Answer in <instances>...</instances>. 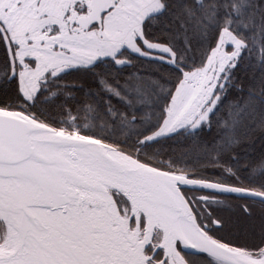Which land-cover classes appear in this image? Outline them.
Returning <instances> with one entry per match:
<instances>
[{
  "label": "trees",
  "instance_id": "obj_1",
  "mask_svg": "<svg viewBox=\"0 0 264 264\" xmlns=\"http://www.w3.org/2000/svg\"><path fill=\"white\" fill-rule=\"evenodd\" d=\"M161 1L163 9L144 19L143 35L146 41L169 45L174 63L124 48L92 65L59 70L41 81L32 99L17 79L8 78L10 64L0 35V107L23 110L58 129L76 126L162 169L264 191V0ZM225 28L245 46L222 100L207 118L209 125L202 126L204 121L150 138L166 118L184 73L206 65ZM144 39L138 42L145 48ZM117 200L128 204L121 194ZM219 216L222 241L261 253L264 214L253 218L243 210L220 209ZM5 234L0 221V244ZM199 257L197 264L216 263L206 254Z\"/></svg>",
  "mask_w": 264,
  "mask_h": 264
},
{
  "label": "water",
  "instance_id": "obj_2",
  "mask_svg": "<svg viewBox=\"0 0 264 264\" xmlns=\"http://www.w3.org/2000/svg\"><path fill=\"white\" fill-rule=\"evenodd\" d=\"M111 1L91 0L90 13L78 18L77 27L100 22ZM0 32L13 78L15 56L2 24ZM211 113L212 108L194 127ZM182 187L264 201V192L162 169L100 138L0 107V221L19 240L11 250L1 251L0 244V264H118V258L122 264H148L154 254L146 249L156 236V251L162 249V262L169 264H190L182 252L222 264H263L264 249L253 254L202 228ZM115 194L126 198L130 213L121 211Z\"/></svg>",
  "mask_w": 264,
  "mask_h": 264
},
{
  "label": "rangeland",
  "instance_id": "obj_3",
  "mask_svg": "<svg viewBox=\"0 0 264 264\" xmlns=\"http://www.w3.org/2000/svg\"><path fill=\"white\" fill-rule=\"evenodd\" d=\"M162 9L161 0H112L99 25L75 29L72 25L77 18L91 11V0H0V21L5 28L9 27L10 34L16 37L15 42L19 44L16 50L18 78L23 93L32 99L40 87V79L48 73L63 66H89L98 58L115 57L124 48L174 63V54L169 45L146 41L143 35L144 19ZM7 11L13 14H6ZM27 11L28 14H25ZM51 11L63 14H52ZM138 38L145 40V48ZM244 46V41L231 30L223 29L206 65L184 73L173 94L166 118L149 137L156 139L193 127L205 113V106L217 97L214 111L224 96L223 90H220L222 80L226 75L231 76L232 67ZM203 88H206L203 101L193 112L185 115ZM209 123L210 119L202 126ZM69 131L80 130L74 126ZM5 235L1 246L8 247L7 230Z\"/></svg>",
  "mask_w": 264,
  "mask_h": 264
},
{
  "label": "flooded vegetation",
  "instance_id": "obj_4",
  "mask_svg": "<svg viewBox=\"0 0 264 264\" xmlns=\"http://www.w3.org/2000/svg\"><path fill=\"white\" fill-rule=\"evenodd\" d=\"M91 6H92V4H91ZM42 12L45 13L46 11H42ZM51 12H52V14H58V13L59 14H63V13H61L59 11H51ZM54 12H56V13H54ZM6 14H13V13L10 12V11H7ZM25 14H28V11L25 12ZM47 14H49V13L47 12ZM78 18H77V20H78ZM77 20L73 23V25H72L73 28H75V29H83V27H77ZM0 24H2L3 28L5 29V31L7 32L8 36H9V39H10V42H11V46H12V49H13V53H14V56H15V62H16L17 74L13 78H10V75H11L10 59H9L7 47L5 45V41H4L3 36H2V34L0 32V35H1L2 39H3L4 45H5V48H6V51H7L8 60H9V64H10V71H9L8 78L9 79H14L15 78L20 83V80L18 78V72H19V70H18V62H17V58H16V52H17L16 50L19 48V44L17 42H15V40H16L15 38L16 37L13 34L12 35L10 34V31L8 29L9 27L5 28V26L3 25V23L1 21H0ZM89 27H91V26H89ZM89 27H84V28H89ZM27 36H28V33H27ZM26 60L28 61V57L26 58ZM32 61L34 62L35 60L32 59ZM67 67H70V66H63V67L55 70L52 73H48L47 75L43 76L40 79V83H41V81L50 79L51 77H53V75H56L59 70H61L63 68H67ZM228 78H229L228 75H226L224 77V79L222 80V84L220 85V90H223L225 88V86H226V84L228 82ZM20 86H21V84H20ZM202 90L203 91H202L201 99H200L201 101L199 103H201L203 101L204 94L206 93V88H203ZM217 100H218V98L215 97L214 100L211 102V104L205 106L206 107L205 113L210 108L213 109V107L216 104ZM199 103L194 105L193 110L196 108V106ZM21 111H23V110H21ZM190 177L210 180V181L224 183V184H229V185H233V186H239V185H236L234 183L224 182V181L220 180L219 178L218 179L217 178H213V179L212 178H201V177H195L194 175H192ZM254 190H258V191L264 192L263 190H259V189H254ZM182 192L185 195L186 199L188 200L190 206L192 207L199 225L202 228H204L211 236H213L215 239H217V240H219V241H221L223 243H225V242L221 240V233H220V231L223 230V221H222V219L219 216L220 209H226V210H228V211H230L232 213L236 212L237 210H243L247 214L252 215L253 218H257L258 214L259 215L260 214H264L263 213L264 203L260 202L259 200L247 199V198L245 199V197H237V196H234V195H226V194H223V193L211 192V191H207V190H204V189L199 190V189H189V188L182 187ZM115 198L117 200V195L116 194H115ZM117 203H118V205H119V207H120L122 212L124 211V213L125 212L130 213L129 204H126V203H124L122 201H119V200H117ZM135 223H136V218L134 217L132 219V226H134ZM144 225H145V218H144V216H142L141 217V227L143 228ZM158 240L159 239L156 236L154 244L153 243L150 244L147 247V249H146V253L148 255L154 254L153 257L148 260V264H169L168 263L169 262L168 259H166V260H164V262H162L163 257H164L163 250L160 249V250L156 251V246H157ZM182 253L186 257L187 261L190 264H197L198 261H199V258H200L199 255H201V254H191V253H185V252H182ZM214 261L216 262L215 264H222V263H220V262H218L216 260H214Z\"/></svg>",
  "mask_w": 264,
  "mask_h": 264
},
{
  "label": "bare ground",
  "instance_id": "obj_5",
  "mask_svg": "<svg viewBox=\"0 0 264 264\" xmlns=\"http://www.w3.org/2000/svg\"><path fill=\"white\" fill-rule=\"evenodd\" d=\"M42 212H46V211L45 210H42ZM52 214H54V213H51V212L49 213L48 212V215H52ZM191 235L193 236L192 232H191ZM18 241H19L18 240V236H17L15 230L11 227V229H10V236H9V247H10V249L8 247H2L3 249H1V251H5L4 249H8V250L13 249L18 244ZM116 263L122 264L120 262V259L119 258L116 261ZM261 263L264 264V254L262 255ZM180 264H184L183 261H181Z\"/></svg>",
  "mask_w": 264,
  "mask_h": 264
}]
</instances>
